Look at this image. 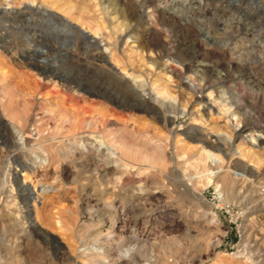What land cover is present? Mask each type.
<instances>
[{"label":"rangeland","instance_id":"374dc122","mask_svg":"<svg viewBox=\"0 0 264 264\" xmlns=\"http://www.w3.org/2000/svg\"><path fill=\"white\" fill-rule=\"evenodd\" d=\"M251 76L264 80V0H0V264H118L128 249L123 264H264V83ZM21 182L40 194L29 233ZM91 247L102 262L83 258Z\"/></svg>","mask_w":264,"mask_h":264},{"label":"bare ground","instance_id":"6f19581e","mask_svg":"<svg viewBox=\"0 0 264 264\" xmlns=\"http://www.w3.org/2000/svg\"><path fill=\"white\" fill-rule=\"evenodd\" d=\"M11 8V3L9 2L8 5L5 7V10ZM25 8L29 9V10H32V11H39L42 9L41 5L37 4L35 1H30V2H27V4H25ZM78 32V31H77ZM79 33L83 36V39L87 42V44L89 45H96L98 48H101V45L102 43L98 42L95 38V36L91 35L90 36V33H86V31H83V30H79ZM82 38V37H81ZM85 42V43H86ZM92 47V46H91ZM105 49H108L107 47H105ZM74 51V49H73ZM97 53V52H96ZM101 56V55H100ZM99 56V58H100ZM106 60V59H105ZM47 62V61H46ZM46 67L49 69H51V72L54 76H57V71H56V68L49 64V63H46ZM43 68V67H42ZM46 68V69H47ZM108 70L110 68H107ZM129 74V73H127ZM140 76V75H139ZM136 78V77H135ZM250 78H252V82H254V84H256L257 86H262L263 83H264V80H262V78H258L257 77H253L251 76ZM69 81L71 82H74L76 83L77 86H81L82 84L80 82H78L77 80H73V79H68ZM261 88V87H260ZM132 91H136L134 88H131ZM160 92V91H159ZM141 99H143L144 101H147L151 104L152 101H150L149 98L146 97V95L144 94H139ZM233 97H236L235 95H233ZM236 102L237 100L234 99ZM0 109H1V103H0ZM228 109V108H227ZM244 117V116H243ZM85 121V120H84ZM80 122L81 120L78 118V117H74L73 118V121H72V129L75 130L76 127H78L80 125ZM239 124V123H238ZM44 135V134H43ZM42 135V136H43ZM230 135V134H229ZM231 136V135H230ZM45 137V136H44ZM228 137V136H226ZM260 138V135L259 134H252L251 135V143L256 144L257 140ZM224 141L226 143H229L227 142L225 139ZM200 142H203V144H206L208 146H210L213 150L216 149V150H223V142H222V138L221 137H218V138H215V139H211L208 135H203L202 138L200 139ZM110 147V145H109ZM65 148V147H64ZM45 149V148H44ZM212 149H209V148H206L205 151L207 153V155L209 157H211L212 160L216 161L217 162V158H222L221 156V152H216V151H212ZM42 150V148H41ZM46 150V149H45ZM204 151V152H205ZM47 153V151H45ZM111 152V151H110ZM108 152L107 155H111L112 153ZM250 153V154H253L254 153L251 151V150H248V151H243V150H240V154L242 156H247V154ZM120 161V160H118ZM255 162L253 164H236L235 166H240L242 168V173H238L239 175L241 174V176L243 178L245 177H249L250 176H253L255 175L256 173H258V170H259V160H254ZM35 165V163H33ZM123 165V164H122ZM251 165V166H250ZM18 168V167H17ZM229 171V170H228ZM236 171V170H235ZM11 172V171H10ZM211 173L213 175H215L216 171L215 170H211ZM224 173V172H223ZM228 173V172H226ZM225 173V176H223V180L225 181V183L228 185L231 186V191H233V188H234V181L232 180V178H230L231 176L229 174L226 175ZM237 173V172H236ZM235 173V174H236ZM16 175H18L16 173V171L13 173V175L9 174L8 175V182L11 183ZM27 175V174H26ZM27 178V177H26ZM211 179V178H210ZM249 179V178H248ZM16 181V180H15ZM177 183V182H176ZM4 185V184H3ZM19 186V185H18ZM21 187H23L24 190H27V193L28 195L26 196V198L24 199L25 200V205L24 207H21L22 210L20 209L19 213L16 214L15 216V220L17 222H19L18 224L21 225V228L23 231H26L27 233H29V231H31V229H35V228H38V224L33 216V210H32V205L34 207H36V201H38V197H40V194L37 192L36 188H32L30 187V185L26 182H21L20 184ZM5 187V186H4ZM7 187V186H6ZM10 187L12 188L13 190V185H10ZM3 188V186H2ZM229 188V187H228ZM21 189V188H20ZM11 190V191H12ZM142 193V192H141ZM226 193V192H225ZM234 193V191H233ZM232 193V194H233ZM36 194V195H35ZM9 202L10 203H13V205H16L17 204V196H12L10 195L9 196ZM143 197V196H142ZM113 205V204H112ZM124 209V208H122ZM19 210V209H18ZM113 216V215H112ZM147 219V217H146ZM116 220V219H115ZM116 223V222H114ZM139 237V236H138ZM53 238V237H52ZM55 238V237H54ZM53 238V239H54ZM108 240V239H107ZM54 246L57 247L60 251V253H62L63 255H66L67 254V257H68V250L67 248H65L62 244H60V241H58L56 238L54 240ZM209 243V242H208ZM210 244V243H209ZM51 245V244H50ZM99 245V244H98ZM103 246V244H102ZM53 247V246H52ZM90 250L87 252V249L86 251L83 249V251L81 252L82 255H83V258L84 259H88V262H93V261H96V262H102L104 260V257H105V254H106V251L107 249H103V247L100 249V248H97V247H91L89 248ZM134 249V248H133ZM137 250V249H136ZM81 251V250H80ZM78 251V253L80 252ZM135 250H132V249H128L126 251L125 254L122 253V257L123 259L122 260H125V259H130L132 257H134V254L136 253H133ZM18 255V254H16ZM71 256V255H70ZM80 256V255H78ZM137 257V256H136ZM71 258V257H70ZM17 259V258H16ZM122 260L118 262V264H123ZM18 261V260H17ZM22 261V260H21ZM86 261V260H85ZM130 261V260H129ZM135 261V260H134ZM128 262V261H127ZM150 262V261H149ZM105 263V262H104ZM152 263V262H151ZM4 264V263H3ZM93 264V263H92ZM97 264V263H96ZM102 264V263H101ZM109 264V263H108ZM147 264V263H145ZM149 264V263H148Z\"/></svg>","mask_w":264,"mask_h":264}]
</instances>
